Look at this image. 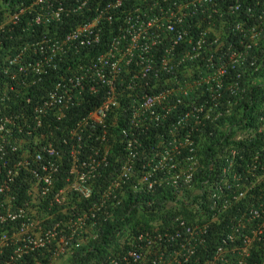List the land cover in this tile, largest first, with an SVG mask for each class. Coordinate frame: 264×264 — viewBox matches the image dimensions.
I'll list each match as a JSON object with an SVG mask.
<instances>
[{
  "label": "built area",
  "instance_id": "built-area-1",
  "mask_svg": "<svg viewBox=\"0 0 264 264\" xmlns=\"http://www.w3.org/2000/svg\"><path fill=\"white\" fill-rule=\"evenodd\" d=\"M231 1L0 0V264H67L73 249L97 238L126 191L167 190L174 201L161 209L149 202L147 226L126 227L110 243L128 251L100 264H264V253L252 256L264 249V205L253 195L212 252L196 259L211 227L264 178V161L251 165L243 183L227 162L219 179L209 174L195 189L201 170H216L201 155L203 129L224 131L225 79L230 71L257 70L249 53L264 40V3L253 0L262 10L252 13ZM240 12L249 18L229 28V14ZM143 88L153 92L136 106ZM125 102L131 110L124 117ZM90 104L73 125L60 124ZM177 110L168 127L173 138L146 149L139 135ZM117 143V163L102 186ZM232 188L240 189L235 196L227 194ZM94 196L87 210L77 206ZM193 197L207 209L185 216L180 206ZM40 256L44 261L35 262Z\"/></svg>",
  "mask_w": 264,
  "mask_h": 264
},
{
  "label": "trees",
  "instance_id": "trees-1",
  "mask_svg": "<svg viewBox=\"0 0 264 264\" xmlns=\"http://www.w3.org/2000/svg\"><path fill=\"white\" fill-rule=\"evenodd\" d=\"M259 1L264 3V0ZM231 2V0H217V5L221 6L229 3L230 7ZM240 2L242 5V12H244L245 6H249L252 13H257L258 10H262L261 7L256 6L253 3V0H240ZM249 16L250 15L241 14L239 17H236L235 15L229 14V28H231L233 21L240 22ZM199 18L202 19V16L199 15ZM214 19L215 18H212L210 22H214ZM187 21L190 22V20ZM229 36L231 37L233 34L229 33ZM209 41L210 39L208 38L207 42ZM103 48L104 46L102 45L94 48L89 52V55L99 54L102 52ZM255 50L257 62H259L257 70L249 69L245 71H230L227 79H225L224 89L219 93V105L222 111H225L228 108L227 101H229V115H227V118L225 116L226 119L218 122V126H221L224 131L219 130V128L214 126H208L203 129V132H205V141L202 145L201 155H203L207 165L208 162L215 164L216 170H209L207 169V166L204 170H201L196 175L195 189L200 188L199 181L207 179L209 174H214V178L212 179L211 177V180L218 178L221 173L220 170L227 165V162L234 163L232 167L233 172H231V174H237V178L243 183L245 179L249 177L248 171L252 167L251 165L258 162L262 163L264 161V126H262L263 123H259L260 118H264V107L262 108V111H259L260 104L258 103L260 100L264 103V40L259 45L258 49ZM163 74L166 75V73ZM159 80H161V77H159ZM139 92L141 95L134 98L136 100V106H139L138 104L140 103V97L142 94L146 93V95H151L153 89L143 88L139 89ZM93 100L95 99L93 98ZM185 107L187 108L189 106L185 105ZM91 108L92 104L88 105L86 108H78L68 112L60 124H65L66 126L73 125L80 116ZM125 109L124 117L130 114L131 110L129 103L127 104V102H125ZM180 109L182 111L185 108L184 106H180ZM178 113L179 110L175 112L172 111L166 122H163L162 125H150L145 131L146 135H139L142 137L146 149L148 147H154V145L158 144V141L168 143L173 138L168 133V127L176 119ZM243 131L251 133L246 139L235 142L233 140L234 135ZM57 136L59 137V135ZM194 139H197V135L194 136ZM118 154L119 143L113 144L110 151V157L108 158L109 167L105 170L104 175L99 181L100 185L105 186L109 181L110 177H108L109 175H107V172L112 170L113 165L117 163L116 159ZM61 155L64 157V167L67 169L68 165L66 162V156L64 153H61ZM255 156H257V160L253 159ZM64 172L62 173V176L64 175ZM59 179H62L60 175ZM229 179H231V177H229ZM59 183L63 184L61 180ZM239 190L240 189L236 190L232 188V191L230 193L227 192V194H229V196H235ZM173 195L174 192L172 190L163 191L162 193L160 192L158 195L148 193L134 194L131 191H126L125 197H121L122 200L120 201V205L114 210L113 217L111 219H106L105 222L101 223V229L97 228V230H99L96 232L97 238L95 240H89L87 246L84 248L73 249L74 252L69 258L67 264H100L104 259L110 257L114 258V256L116 257L117 253L124 255V253L128 251V247L123 246L121 249H118V246H114L110 248V243L114 242L116 234L119 231L122 232L125 230L126 227H132V229H135V226L146 227L148 220L153 218L149 210L154 207H149V202L152 200L157 201V205L160 207L159 209H161L162 207H165L166 203L174 201ZM252 195L254 196V200L257 201L258 199L259 203L264 205V178L261 183H256L254 189L250 190L249 195L247 194V200L233 203L229 212L222 215L219 222L211 227L206 242L207 244L204 248L198 250L196 259L197 257L199 259H205L207 254L212 252L213 247L217 244L219 238L233 223V220L235 219L234 216H237L240 211L246 210V202H248V199H250ZM186 198L187 195L185 199ZM196 198L197 197H193L188 200L189 207L196 206L195 210L190 212L189 207L180 206L181 213H184L186 216L188 214L194 215L197 209L206 210L207 207L201 205L203 201L201 200V203H199ZM93 201H96L95 196L90 201H83L82 204H77V206L87 210L90 203ZM184 203L187 206L188 203ZM61 219L62 217L57 216V220ZM263 253L264 249H260L257 253L253 252L252 256L259 258L258 256ZM3 259L5 258L1 257L0 262H2ZM43 261L44 258L40 256L35 262ZM27 262L28 264H34V260L31 258H28Z\"/></svg>",
  "mask_w": 264,
  "mask_h": 264
},
{
  "label": "clouds",
  "instance_id": "clouds-1",
  "mask_svg": "<svg viewBox=\"0 0 264 264\" xmlns=\"http://www.w3.org/2000/svg\"><path fill=\"white\" fill-rule=\"evenodd\" d=\"M242 13L240 12V14H237V16L236 17H239L240 15H241ZM249 18V17H248ZM246 20V18L244 19V20H241L240 22L241 23H243V21H245ZM240 22H238V23H240ZM244 24V23H243ZM256 49H258V48H256ZM250 56H254L255 58H256V50L255 49H252L251 51H250ZM255 64L256 65H258L259 64V62H257V58H256V61H255ZM243 132H247V131H243ZM239 133H242V132H239ZM238 133V134H239ZM237 134V133H236ZM236 134L234 135V137L236 136ZM242 137V136H241ZM247 137H245V138H243V139H246ZM243 139H241V140H243ZM234 140V139H233ZM241 140H238V141H241ZM238 141H235V142H238ZM234 155V154H233ZM233 163V162H232ZM233 165H234V163H233ZM224 168V167H223ZM221 171V170H220ZM216 179H219V177L218 178H216ZM215 179V180H216ZM231 179H232V175H231ZM230 180V179H229Z\"/></svg>",
  "mask_w": 264,
  "mask_h": 264
},
{
  "label": "rangeland",
  "instance_id": "rangeland-1",
  "mask_svg": "<svg viewBox=\"0 0 264 264\" xmlns=\"http://www.w3.org/2000/svg\"><path fill=\"white\" fill-rule=\"evenodd\" d=\"M55 264H66V259L60 258Z\"/></svg>",
  "mask_w": 264,
  "mask_h": 264
}]
</instances>
